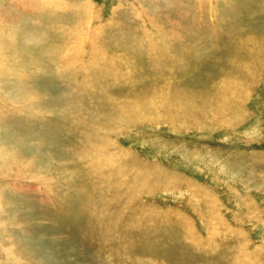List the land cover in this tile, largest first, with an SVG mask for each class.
<instances>
[{
    "label": "rangeland",
    "instance_id": "374dc122",
    "mask_svg": "<svg viewBox=\"0 0 264 264\" xmlns=\"http://www.w3.org/2000/svg\"><path fill=\"white\" fill-rule=\"evenodd\" d=\"M0 264H264V0H0Z\"/></svg>",
    "mask_w": 264,
    "mask_h": 264
}]
</instances>
